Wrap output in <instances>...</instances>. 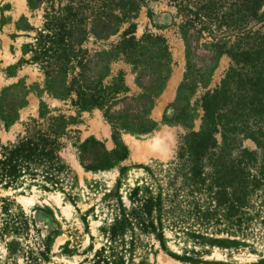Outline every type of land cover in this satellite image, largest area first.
<instances>
[{
	"label": "trees",
	"instance_id": "trees-1",
	"mask_svg": "<svg viewBox=\"0 0 264 264\" xmlns=\"http://www.w3.org/2000/svg\"><path fill=\"white\" fill-rule=\"evenodd\" d=\"M170 2L181 18L179 34L186 45V71L173 103V120L189 126L193 122L189 96L209 83L223 56L230 59V66L220 84L200 97L201 127L184 136L169 168L173 173L170 186L181 181L180 186L166 197L149 188L140 196L138 186L131 192L130 207L118 190L108 194L106 202L113 219L101 228L107 244L95 251L90 264H135L140 237L154 234L163 242L169 216L182 207L180 198L188 205V214L201 228H207L220 223L216 220L220 212L236 225L253 195L258 191L264 194V0ZM146 3L27 0L34 15L42 12V25H32L25 16L17 21V30L26 32L29 39L22 47L19 66H37L45 83L41 88L20 81L0 93V122L6 130L19 120V111L27 105L32 90L41 99L38 116L29 118L15 142L3 144L0 139V186L9 189L30 179L64 189L73 171L62 152L80 132L74 127L81 124L83 112L100 110L112 127L115 143L112 151L93 137L79 145L80 163L88 172L110 170L128 159L122 131L148 135L156 129L151 114L170 77L172 61L163 36L149 32L136 36V20ZM6 24L2 14L0 27ZM114 37L117 39L112 40ZM120 63L136 75L139 93L132 92L123 69L112 71V65ZM9 71L13 75V68ZM46 94L69 103L76 115L51 108L43 100ZM241 136L262 149L261 162L247 149L238 158L232 157V148ZM125 170L121 168V174ZM11 206L5 201L1 207L0 240L25 238L34 225L26 214L12 213ZM192 235L201 238L197 232ZM209 242L221 247L238 245L235 240ZM7 246L12 256L24 251L16 239ZM49 253L46 243L36 253L29 246L24 254L32 264H38L49 260Z\"/></svg>",
	"mask_w": 264,
	"mask_h": 264
},
{
	"label": "rangeland",
	"instance_id": "rangeland-1",
	"mask_svg": "<svg viewBox=\"0 0 264 264\" xmlns=\"http://www.w3.org/2000/svg\"><path fill=\"white\" fill-rule=\"evenodd\" d=\"M2 14L7 18V24L0 27V93L20 81L28 86L37 84L44 87L45 78L37 66H19L22 47L29 39L26 32L16 28L17 21L23 16L32 25L41 26L42 12L34 15L28 8L27 0H23L22 6H19V0H0V18ZM180 23L181 18L170 0H147L136 20L138 38L149 32L166 39L172 65L170 77L151 114L157 122L156 129L148 135L121 132V141L129 151L127 160L106 171L88 172L81 166L78 147L87 139L93 137L103 142L108 151L115 149L112 127L102 112L95 109L82 113L81 124L74 127L80 132L67 142L62 152L63 159L73 171L64 189H55L42 180L30 179L9 189L0 186V214L6 201L11 203L12 213H24L34 222L25 238L9 237L0 240V264H32L28 254L24 253L29 250V246L36 253L46 243L50 245L49 260L38 264H90L95 251L107 244L101 228L105 222L110 224L113 219V213L107 207L108 194L118 190L124 204L130 207L131 192L138 186L141 188L140 196H145L146 188H149L153 194L162 192L164 197L180 186L181 181L170 186L173 173L169 168L177 158L184 136L190 130L198 131L201 127L203 112L198 106L200 97L220 84L230 66V59L223 56L218 60L209 83L189 96L193 112V122L189 126L174 121L173 103L186 71V45L179 34ZM198 63L204 64L201 58ZM10 68H13V75L9 74ZM119 69L126 72V82L132 92L139 93L136 75L131 68L123 63L112 65L114 73ZM43 100L51 108L60 109L67 115H76L69 103L52 99L47 94ZM40 101L35 90H32L27 97V105L19 111V120L9 130L0 122V139L3 144L15 142L18 135L23 134L24 124L29 118L38 116ZM218 139L221 141L220 135ZM232 149L233 158H238L242 150L247 149L256 153L259 162L263 159L262 149L242 136L236 140ZM123 167L126 170L121 174ZM23 198L33 200L35 204L26 206ZM182 201L181 198L178 200L182 207L169 216L170 222L164 227L163 242L154 234L140 237L135 264H264V194L261 191L256 192L242 213H239L236 225H231V221L220 212L216 219L220 220L219 224L201 228L193 216L188 214V205ZM174 222L176 225H173ZM195 232L201 238H193ZM13 239L24 248L16 256L9 253L7 246ZM216 239L235 240L238 245L221 247L209 242Z\"/></svg>",
	"mask_w": 264,
	"mask_h": 264
},
{
	"label": "bare ground",
	"instance_id": "bare-ground-1",
	"mask_svg": "<svg viewBox=\"0 0 264 264\" xmlns=\"http://www.w3.org/2000/svg\"><path fill=\"white\" fill-rule=\"evenodd\" d=\"M22 4H23V0H19V6H22ZM134 143V142H133ZM132 143V144H133ZM23 200V202L25 203V205L26 206H33L35 203H34V201L33 200H29V199H27V198H23L22 199Z\"/></svg>",
	"mask_w": 264,
	"mask_h": 264
}]
</instances>
